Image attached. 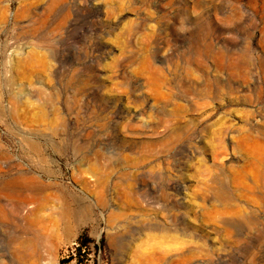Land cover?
Returning <instances> with one entry per match:
<instances>
[{"label":"rangeland","instance_id":"obj_1","mask_svg":"<svg viewBox=\"0 0 264 264\" xmlns=\"http://www.w3.org/2000/svg\"><path fill=\"white\" fill-rule=\"evenodd\" d=\"M0 264H264V0H0Z\"/></svg>","mask_w":264,"mask_h":264},{"label":"bare ground","instance_id":"obj_2","mask_svg":"<svg viewBox=\"0 0 264 264\" xmlns=\"http://www.w3.org/2000/svg\"><path fill=\"white\" fill-rule=\"evenodd\" d=\"M9 183V182H8ZM7 183V184H8ZM10 184H11V182H10ZM9 185V184H8ZM4 188V187H3ZM47 197V196H46ZM45 197V198H46ZM63 204V203H62ZM61 204V205H62ZM83 207V206H82ZM62 208V207H61ZM63 209V208H62ZM80 210V209H79ZM41 213V212H40ZM77 214V213H76ZM49 215V214H48ZM60 217H61V219L60 220H62V221H66V217H67V211L66 210H61V212H60ZM35 218V217H34ZM41 218V217H40ZM40 218H38V219H36L34 222L35 223H38V224H40L41 226L43 225V223H45L44 221H42ZM52 219V218H51ZM47 222V221H46ZM46 224V223H45ZM47 224H49V223H47ZM39 225V226H40ZM38 226V225H37ZM40 226V227H41ZM45 227H46V225H45ZM52 227V226H51ZM36 228V227H35ZM63 228V227H62ZM53 229V228H52ZM42 230V229H41ZM45 230V229H44ZM51 231V230H50ZM35 232V231H34ZM54 232V231H53ZM34 234H36V233H34ZM53 234V233H52ZM46 236H48V235H46ZM48 238V237H47ZM46 241V240H45ZM26 251H28L27 249H26ZM26 254H27V252H26Z\"/></svg>","mask_w":264,"mask_h":264},{"label":"trees","instance_id":"obj_3","mask_svg":"<svg viewBox=\"0 0 264 264\" xmlns=\"http://www.w3.org/2000/svg\"><path fill=\"white\" fill-rule=\"evenodd\" d=\"M80 250H81V249L79 248L77 253H79Z\"/></svg>","mask_w":264,"mask_h":264}]
</instances>
